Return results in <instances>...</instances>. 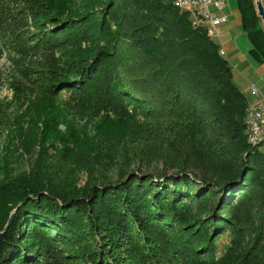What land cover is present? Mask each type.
Wrapping results in <instances>:
<instances>
[{
  "label": "trees",
  "instance_id": "trees-1",
  "mask_svg": "<svg viewBox=\"0 0 264 264\" xmlns=\"http://www.w3.org/2000/svg\"><path fill=\"white\" fill-rule=\"evenodd\" d=\"M257 1L236 0L250 54L264 64ZM77 2L0 0L5 78L42 125L25 137L26 148L38 146L32 166L2 167L0 264H204L202 237L229 229L230 247L210 262L264 264V152L249 140V102L220 44L175 0ZM118 44L125 58L112 53ZM65 93L62 105L102 112L109 125L143 120L140 138L165 149V169L133 167L144 151L126 144L111 159L88 158L84 184L60 175L44 158L80 134L66 137L40 102ZM95 165L117 177L95 176ZM180 167L203 186L171 172Z\"/></svg>",
  "mask_w": 264,
  "mask_h": 264
},
{
  "label": "rangeland",
  "instance_id": "rangeland-1",
  "mask_svg": "<svg viewBox=\"0 0 264 264\" xmlns=\"http://www.w3.org/2000/svg\"><path fill=\"white\" fill-rule=\"evenodd\" d=\"M77 3H73L72 7L77 8L78 10L83 9L82 4L83 0H77ZM99 7V6H98ZM96 9V8H95ZM238 15V23L234 25L232 29L227 27H219V37H216L215 40L220 44L221 48L223 46L230 49L234 45V37L237 35V32L242 31L244 37L247 38L246 34L242 30L241 27V19L239 12ZM227 26V25H226ZM111 28H115L114 25H111ZM115 50H113V54L119 55L122 58H125L123 44H118ZM120 47V48H119ZM129 53V52H128ZM230 54V53H229ZM227 56V55H226ZM233 69V79L238 83V87H240L243 93L247 96L249 105H253L257 103V97L254 96L251 92V85L248 82V70H243V65L245 63L244 60L232 57H226ZM249 59H253L251 54L248 55ZM126 62V61H125ZM7 66L6 59L3 58L0 61V179L4 175L3 168L7 167L4 163H8V167L12 169L13 172H19L22 170H28L30 166L35 162L38 149L35 144L34 150L25 147V143L27 142L26 133L27 130L33 125L36 131H39L42 127L40 124L41 120L37 118V114H29L31 108H29L30 99L23 101L24 99L18 97L15 98L14 91L9 85V81L5 78L4 68ZM29 86V85H28ZM30 87V86H29ZM28 87V88H29ZM28 88L27 91H28ZM258 89V88H257ZM260 93L261 90L258 89ZM62 97L57 100L46 99L44 102H40V107L44 109H49L51 114L57 116L58 119L61 120L59 128L64 133L68 134L66 137L72 139V135L74 133L80 134V140L77 142L78 144L72 145L73 143L67 146V148H63L64 144H57L54 147V150H50L47 154V158H44L47 163H50L49 158L53 161L52 165L55 169H58L60 175L62 176H70L75 177L78 175L81 183L84 184L88 180V172L83 169L88 165V158L95 156V153H99L100 156L106 159L107 157L111 159V155L114 154V151L117 152L121 150L122 146L130 145L129 148L138 149L141 151V154L138 156L139 160L135 163L133 167H139L144 170L145 174L154 173L156 169L161 171L165 169V158L166 151L163 147L157 144H149V142L145 140H141L143 135L149 133V131L143 130L146 125H143V120H140V125L135 127L134 125H126V127L120 128L118 124L114 121V125H109L107 122V117L102 112L94 111L91 108L88 109H74L67 105H62L63 101L68 99V95L65 93L61 95ZM30 97V96H29ZM33 97V96H32ZM261 97V95H260ZM35 101V100H33ZM39 112V111H38ZM42 118V115H41ZM113 118V117H112ZM24 126L22 131H17L16 129ZM29 127V128H28ZM38 133V132H37ZM65 137V138H66ZM141 137V138H140ZM140 141V142H138ZM93 143V144H92ZM139 143V144H138ZM49 144V143H48ZM92 144V145H91ZM135 144V145H134ZM37 146V147H36ZM88 146V147H85ZM10 147L11 151L6 153V148ZM94 147V148H92ZM95 149L92 151V149ZM144 148V149H141ZM257 148V147H256ZM62 149V150H61ZM64 149V150H63ZM92 151V152H91ZM261 151V149H260ZM43 157V154H42ZM120 157V156H119ZM5 158V159H4ZM10 159L9 162H5V160ZM56 160V161H55ZM148 160V161H147ZM143 161L141 164L140 162ZM148 162V163H147ZM116 163V162H114ZM113 163V164H114ZM51 164V163H50ZM4 165V166H3ZM91 171L95 176H110L113 175L114 178L117 177L115 174L114 168H104L99 165L91 166ZM172 173H183L187 176H191V178H195L196 182H201V176L196 172V170L191 167H180L174 170H171ZM192 212L195 210L192 208ZM188 213H190V211ZM223 212V211H221ZM224 216V214H223ZM231 229L226 230V232H222L216 236L217 234L209 233L202 237L204 243L198 244L199 248L197 251L207 253L206 255L209 257V260L204 264H212L210 261L215 263L216 259H219L221 255L225 253L226 250L231 245L232 240L234 239L233 234H231ZM233 233V232H232ZM212 252H209L211 249ZM212 253V254H211ZM189 256H183L182 259H186ZM214 259V260H212ZM191 264V263H187Z\"/></svg>",
  "mask_w": 264,
  "mask_h": 264
},
{
  "label": "built area",
  "instance_id": "built-area-1",
  "mask_svg": "<svg viewBox=\"0 0 264 264\" xmlns=\"http://www.w3.org/2000/svg\"><path fill=\"white\" fill-rule=\"evenodd\" d=\"M183 10H189L196 25L203 26L212 38L219 37L220 25L228 20V16L221 12L223 0H178ZM224 54L223 48L220 49ZM252 94L260 97V92L252 85ZM248 122L251 133H255L256 143L264 145V104L257 103L248 106Z\"/></svg>",
  "mask_w": 264,
  "mask_h": 264
},
{
  "label": "crops",
  "instance_id": "crops-1",
  "mask_svg": "<svg viewBox=\"0 0 264 264\" xmlns=\"http://www.w3.org/2000/svg\"><path fill=\"white\" fill-rule=\"evenodd\" d=\"M223 1L224 6L221 12L228 16V20L222 25H220V27H227L229 29H232V27L234 28V25L238 23V15H236L238 13L237 2L236 0ZM250 49L251 44L248 38L243 36L241 29L239 32H237V35L234 37V45L230 49H227V47L223 46L224 55H227L226 57L230 56L232 57V59L239 57L240 59L245 61L242 71L248 70V82L251 86L254 85L262 92L260 93L261 97L256 96L257 103L264 104V64L258 63L254 59L248 58ZM236 84L238 85L237 82ZM240 90L243 91L241 88Z\"/></svg>",
  "mask_w": 264,
  "mask_h": 264
},
{
  "label": "bare ground",
  "instance_id": "bare-ground-1",
  "mask_svg": "<svg viewBox=\"0 0 264 264\" xmlns=\"http://www.w3.org/2000/svg\"><path fill=\"white\" fill-rule=\"evenodd\" d=\"M175 4L182 9V6L180 5L179 1L178 0H175ZM247 113H248V108H247ZM246 123H247V126H248V131H249V140L252 144L254 145H257L260 149L263 150L264 152V145L260 144V143H256V136H255V133H251V129L249 127V122H248V117L246 118Z\"/></svg>",
  "mask_w": 264,
  "mask_h": 264
},
{
  "label": "water",
  "instance_id": "water-1",
  "mask_svg": "<svg viewBox=\"0 0 264 264\" xmlns=\"http://www.w3.org/2000/svg\"><path fill=\"white\" fill-rule=\"evenodd\" d=\"M257 10L259 15L264 19V6L260 0L257 1Z\"/></svg>",
  "mask_w": 264,
  "mask_h": 264
}]
</instances>
